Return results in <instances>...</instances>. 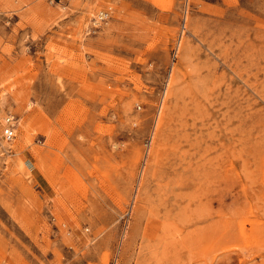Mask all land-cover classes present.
Wrapping results in <instances>:
<instances>
[{
	"label": "rangeland",
	"instance_id": "374dc122",
	"mask_svg": "<svg viewBox=\"0 0 264 264\" xmlns=\"http://www.w3.org/2000/svg\"><path fill=\"white\" fill-rule=\"evenodd\" d=\"M0 264H264V0H0Z\"/></svg>",
	"mask_w": 264,
	"mask_h": 264
},
{
	"label": "built area",
	"instance_id": "2783aa9c",
	"mask_svg": "<svg viewBox=\"0 0 264 264\" xmlns=\"http://www.w3.org/2000/svg\"><path fill=\"white\" fill-rule=\"evenodd\" d=\"M14 117H8L6 122L7 125L4 128V137L7 142H11L15 137V126L13 124Z\"/></svg>",
	"mask_w": 264,
	"mask_h": 264
},
{
	"label": "bare ground",
	"instance_id": "6f19581e",
	"mask_svg": "<svg viewBox=\"0 0 264 264\" xmlns=\"http://www.w3.org/2000/svg\"><path fill=\"white\" fill-rule=\"evenodd\" d=\"M7 120V119H6Z\"/></svg>",
	"mask_w": 264,
	"mask_h": 264
}]
</instances>
